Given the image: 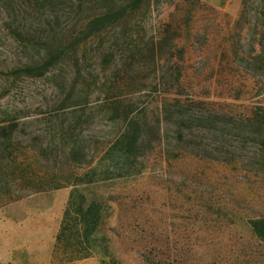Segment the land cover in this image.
I'll use <instances>...</instances> for the list:
<instances>
[{"label": "rangeland", "instance_id": "rangeland-1", "mask_svg": "<svg viewBox=\"0 0 264 264\" xmlns=\"http://www.w3.org/2000/svg\"><path fill=\"white\" fill-rule=\"evenodd\" d=\"M152 2L151 8L138 14L139 28L147 38L165 22L177 24V31L172 29L170 33L172 41L163 44L162 55L169 57L167 48L175 44L185 49L184 59H180V53L177 58L183 66L182 88L187 93H198L208 106L219 111L232 108L243 118L264 106V18L261 26L246 29L250 24L245 20L242 0ZM5 16L0 11V25ZM231 36L239 41L235 49L231 48ZM12 45L15 46L9 35L0 33V46ZM258 53L262 70L255 72L251 62ZM92 56L90 52L80 62L82 76L88 81L80 79L75 89L69 82L63 85L65 78L57 79L58 85L45 78H26L27 82L7 94L6 77L0 75V109L9 102L10 107L29 106L32 114V119L20 129L19 136L25 142L19 143L28 144L26 134L33 133L41 135L35 138L37 142L42 138L43 142L59 145V154L51 151L39 158L51 173L60 170L64 174H83L89 167L100 166L98 156L103 155L121 126L108 120L109 113L98 107L85 112L72 107L59 114L54 111L55 98L60 93L75 92L79 96L88 86L95 92L92 97L104 92L91 85L97 73L102 74L106 68ZM225 59L231 68L229 75L217 70L227 62ZM5 60L0 57V64ZM157 62L160 64V58ZM152 64L145 69L134 68L129 74L157 80L163 73ZM107 67V76L118 70L114 64ZM146 94L148 97L141 103L149 101L148 107L155 110L154 94ZM201 138L205 143L207 138ZM248 142L241 125L236 141L237 161L227 164L218 152L214 153L217 160L211 159L204 152H197L199 147L185 151L187 147L181 142L168 140L167 148L177 146L181 151L163 153L158 147L148 149L133 175L82 187L89 198L103 204L105 224L100 235L109 241L110 254L116 258L109 264H264V242L251 232L246 219L264 213V141L255 137L252 143ZM73 144H78L80 150L79 163H71L68 158ZM58 159L61 161L56 163ZM110 161L104 164L109 165ZM70 193L71 186L52 188L0 207V264H68L54 254V246L48 250L45 244L48 222H52V227L57 224L59 231ZM33 217L44 223L36 226L40 234L26 238L17 233L15 241H11L9 228ZM75 264L104 263L95 255Z\"/></svg>", "mask_w": 264, "mask_h": 264}, {"label": "trees", "instance_id": "trees-1", "mask_svg": "<svg viewBox=\"0 0 264 264\" xmlns=\"http://www.w3.org/2000/svg\"><path fill=\"white\" fill-rule=\"evenodd\" d=\"M152 4V0H0V11L6 14L0 33L9 35L15 44L10 48L0 46V57L7 59L0 64V75L6 77L5 93L13 92L29 80L26 78H45L56 85L57 79L65 78L63 85L69 82L75 89L80 79L88 81L82 76L79 64L92 52L93 59L105 64L102 74L106 76L100 79L102 74L98 72L91 85L101 87L104 92L92 97L95 92L88 86L79 96L75 92L60 93L55 98L54 111L59 114L72 107L85 112L98 107L109 113L108 120L121 123L114 140L98 156L100 166L89 167L83 174H64L60 170L51 173L39 158L59 151L58 144L43 142L42 138L37 142L35 138L41 135L33 133L26 134L28 144H20L25 142L19 136L20 129L32 119L29 106L10 107L8 102L0 109V207L26 195L71 186L54 245V254L68 264L95 255L104 264H109L111 259L116 261L110 254L109 241L100 235L105 224L103 204L89 198L82 187L133 175L148 149L158 147L163 153L181 151L177 146L167 148L168 140L181 142L187 147L185 151L199 147L197 152H204L211 159L217 160L214 153L218 152L227 164L237 161L236 141L241 125L248 143L255 137L264 141V106L243 118L232 108L219 111L208 106L198 93H187L182 88L183 66L177 55L180 53V59H184L185 49L175 44L167 48L169 57L162 55L163 44L172 41L170 33L172 29L177 31V24L165 22L146 38L139 28L141 20H136ZM242 6L245 20L250 24L246 29H255L264 23V0H242ZM230 38L231 48L235 49L239 41H234V36ZM259 60L260 53L252 58L255 72L262 70ZM227 62L216 68L222 75H229L231 70ZM150 63L159 66L162 77L150 81L149 77L129 74L140 66L151 67ZM108 64L118 69L113 76L106 74ZM70 73L74 76L69 77ZM147 92L154 94L155 110L148 107L149 101L141 103L148 97ZM73 100L78 101L68 104ZM201 136L207 138L205 143ZM77 145H71L68 150L71 163H79ZM109 159V165H105ZM246 219L251 232L264 242V213Z\"/></svg>", "mask_w": 264, "mask_h": 264}, {"label": "crops", "instance_id": "crops-1", "mask_svg": "<svg viewBox=\"0 0 264 264\" xmlns=\"http://www.w3.org/2000/svg\"><path fill=\"white\" fill-rule=\"evenodd\" d=\"M48 226H50V228H46L47 231V235L49 236L48 239L46 240V246L45 248H47L48 250H51L54 246V241L56 240V235L58 232V225L55 224L52 227V222H48ZM44 223H40L38 222V218H28L26 220H24L21 223H14L13 228H9V231L11 232L10 234V239L11 241H15L14 237L16 236L17 233L19 234H23L25 237L26 236H31V235H39L40 233L38 232V230L36 229L37 225H43ZM28 238V237H26ZM21 240H23L22 238H20ZM21 240H17V241H21ZM42 241V240H40ZM77 261L73 262L72 264H75Z\"/></svg>", "mask_w": 264, "mask_h": 264}]
</instances>
